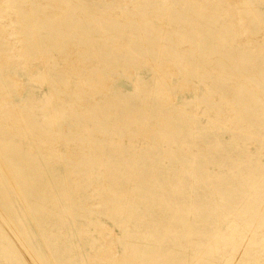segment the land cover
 <instances>
[{
  "label": "rangeland",
  "instance_id": "obj_1",
  "mask_svg": "<svg viewBox=\"0 0 264 264\" xmlns=\"http://www.w3.org/2000/svg\"><path fill=\"white\" fill-rule=\"evenodd\" d=\"M253 9L264 0H0V264H264Z\"/></svg>",
  "mask_w": 264,
  "mask_h": 264
},
{
  "label": "bare ground",
  "instance_id": "obj_2",
  "mask_svg": "<svg viewBox=\"0 0 264 264\" xmlns=\"http://www.w3.org/2000/svg\"><path fill=\"white\" fill-rule=\"evenodd\" d=\"M253 13H254V15H256L258 18H259V20H263L262 19V17H264V11H261V10H255V9H253V11H252ZM125 11H124V13L120 16V18H122V16H125ZM253 15V14H252ZM110 19H112V18H110ZM113 20V19H112ZM30 76H31V78L32 79H34V80H38V79H41V78H44V79H48V74H47V71L46 70H43V71H40L39 73H37V75H35V74H30ZM166 79L168 80V81H166ZM8 80H9V83H11V86H10V88L11 89H13V90H15V89H18L17 91H19V90H21L22 88H21V78L17 75V74H14V75H11V76H9L8 77ZM158 80H159V88H158V95H162V96H169V93H170V85H169V79L167 78V76H165L164 77V79H162V78H158ZM83 83V82H82ZM21 88V89H20ZM3 89H4V87H3ZM5 90V89H4ZM19 93H20V91H19ZM141 94H143L142 92L139 94V96L141 95ZM45 97H47V96H45ZM48 99V101H49V97H47ZM32 100H34V99H32ZM29 102V101H28ZM27 102V103H28ZM31 102V101H30ZM41 102V101H40ZM32 103V102H31ZM33 103H34V101H33ZM36 103V102H35ZM30 103H28V105H29ZM25 105H27L26 103H20V104H14V103H12L11 104V106L9 107L11 110V112H19V113H21V109L25 106ZM22 107V108H21ZM26 107V106H25ZM59 108H62V109H64V108H66V106H65V104L62 102L60 105H59ZM57 110H60V109H57ZM66 110V109H65ZM55 111V110H54ZM55 114V113H54ZM58 115V114H57ZM61 115H62V112H61ZM50 116V115H49ZM56 116V115H55ZM52 117V116H51ZM60 118V117H59ZM50 119V118H49ZM56 120V119H55ZM55 120H54V122H55ZM62 120V119H61ZM46 121V120H45ZM48 123H49V121H48ZM50 124H51V122H50ZM52 125H53V122H52ZM51 125V126H52ZM55 126V125H54ZM0 162H2V160L0 161ZM2 166V165H1ZM3 167V166H2ZM1 167V168H2ZM9 170V169H8ZM1 171V170H0ZM2 171H3V169H2ZM5 171V170H4ZM6 172H7V169H6ZM5 172V173H6ZM10 177V176H9ZM9 179V178H8ZM12 179V178H11ZM15 180L16 179H14V183H13V187L15 186L14 184L16 183L15 182ZM10 181V180H9ZM11 183H9V184H12V181H10ZM19 185V184H18ZM12 188V187H11ZM20 198V197H19ZM24 203V202H23ZM25 206V205H24ZM8 226V225H7ZM13 229V228H12ZM102 229V232L104 231V229H105V227H102L101 228ZM16 233V232H15ZM14 238V237H13ZM104 238V237H103ZM105 240V239H104ZM106 241V240H105ZM106 243V242H105ZM104 243V241H103V244H101V245H103L102 247L101 246H99V247H101L100 249H99V251H101L102 252V250L104 249L105 250V252H107L108 254L109 253H115V249H114V244L113 243H110V242H108V243H106L105 244ZM106 248V249H105ZM133 248V244H130V243H128L125 247H124V249H123V254L124 253H126L129 249H132ZM107 250V251H106ZM35 253V252H34ZM107 253H103L102 255L104 256V255H106ZM205 253V252H204ZM206 254V253H205ZM109 256H111V258H112V254H110ZM120 256H116L115 257V260H118V259H120L119 258ZM49 262H51V261H48V263ZM53 263V262H52ZM41 264H42V262H41ZM44 264V263H43ZM46 264V263H45ZM150 264H162L161 262H159V261H154V260H152L151 259V262H150Z\"/></svg>",
  "mask_w": 264,
  "mask_h": 264
}]
</instances>
